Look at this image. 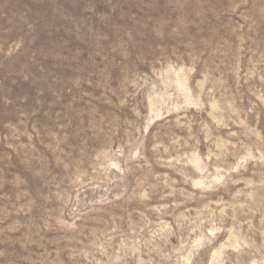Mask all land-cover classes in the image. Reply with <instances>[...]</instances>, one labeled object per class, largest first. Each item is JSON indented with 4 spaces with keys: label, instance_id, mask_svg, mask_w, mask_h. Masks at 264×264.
<instances>
[{
    "label": "rangeland",
    "instance_id": "374dc122",
    "mask_svg": "<svg viewBox=\"0 0 264 264\" xmlns=\"http://www.w3.org/2000/svg\"><path fill=\"white\" fill-rule=\"evenodd\" d=\"M0 264H264V0H0Z\"/></svg>",
    "mask_w": 264,
    "mask_h": 264
}]
</instances>
